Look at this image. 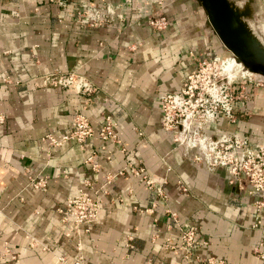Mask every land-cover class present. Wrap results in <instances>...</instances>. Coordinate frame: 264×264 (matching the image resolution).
Listing matches in <instances>:
<instances>
[{
	"label": "crops",
	"instance_id": "obj_1",
	"mask_svg": "<svg viewBox=\"0 0 264 264\" xmlns=\"http://www.w3.org/2000/svg\"><path fill=\"white\" fill-rule=\"evenodd\" d=\"M105 3L112 13L97 25L76 19L79 5ZM160 13L167 22L156 29L147 20ZM204 19L189 0H0V264H60L53 253L72 262L75 237L65 234L59 208L79 189L100 201L97 218L79 235L81 264L181 262L173 248L182 222L197 225L196 236L205 241L192 248L188 264H264L253 248H264V207L255 210L246 181L193 160L194 149H183L160 125L159 94L177 90L197 60L227 54ZM52 70L90 79L96 89L84 106V94L33 84ZM248 89L233 102L234 121L219 115L204 130L263 141L264 77ZM77 110L93 127L110 113L116 140L95 132L82 147L41 140L46 132L59 136ZM90 153L95 169L85 161ZM128 162L143 167L153 185L124 168ZM37 175L47 177L44 189L28 183Z\"/></svg>",
	"mask_w": 264,
	"mask_h": 264
},
{
	"label": "built area",
	"instance_id": "obj_2",
	"mask_svg": "<svg viewBox=\"0 0 264 264\" xmlns=\"http://www.w3.org/2000/svg\"><path fill=\"white\" fill-rule=\"evenodd\" d=\"M56 1L65 2V0ZM117 1L131 3L133 0ZM160 1L158 0L159 3ZM112 10L109 3L102 6L82 4L76 10V19L83 25L95 26L106 20ZM117 16L120 17L121 14L117 13ZM147 21L152 27L161 29L165 27L167 19L160 13L150 16ZM230 59L234 60L231 54L201 58L185 74L177 90L160 93L158 97L161 110L160 125L183 149H194L193 160L203 162L209 169L216 166L224 167L231 181L243 178L248 185V191L255 195L252 201L255 210L261 211L264 207V140L255 142L250 134L240 135L226 132L210 134L203 128L205 123L219 115H223L229 121H234L236 117L233 107L234 100L243 97L247 87L248 90H253L262 81V77L257 73L244 69L235 60L239 63L242 72L231 79L227 78L224 67ZM32 82L35 85L58 86L84 94L83 106L86 104L88 95L96 89L88 77L72 70H52L33 77ZM3 119L4 113L0 109V125ZM116 125V120L111 114L104 113L100 124L93 127L87 116L77 110L72 115L69 126L59 136L46 132L41 136V140L47 145H59L66 140H73L82 147L86 144L87 138L95 132L102 140L115 141L117 138ZM119 150L124 151L125 148L120 146ZM92 156V153L87 155L85 161L90 162L95 169L98 163L92 161ZM109 156L110 153L107 151L105 157L109 158ZM125 167L132 174L140 175L149 187L153 185V180L146 176L143 167L134 166L129 162ZM111 176L112 174H106L107 179ZM46 182L45 175L28 176V183L34 189H44ZM88 183L87 181L86 184ZM156 190L160 195H165L159 185L156 186ZM99 207L100 201L94 192L79 189L76 193L66 196L63 205L59 208L60 220L67 225L65 234L75 237L74 246L78 253L70 263L63 255L53 253L58 263L81 264L79 235L88 231L91 223L97 218ZM165 211L171 217L176 215L168 208H165ZM262 218L261 213L255 223H260ZM197 228V225L187 222L180 224L179 243L173 249L181 251L183 260L171 264H188L192 248L199 242H205L196 236ZM30 240L33 241L34 237H30ZM42 247L48 249L44 244ZM253 248L257 256L264 257V248L260 249L258 245ZM198 259L205 260L203 257H198ZM206 260L212 261L211 257H206Z\"/></svg>",
	"mask_w": 264,
	"mask_h": 264
},
{
	"label": "water",
	"instance_id": "obj_3",
	"mask_svg": "<svg viewBox=\"0 0 264 264\" xmlns=\"http://www.w3.org/2000/svg\"><path fill=\"white\" fill-rule=\"evenodd\" d=\"M210 29L242 67L264 75V45L243 20L247 13L231 0H196ZM235 55H234V54Z\"/></svg>",
	"mask_w": 264,
	"mask_h": 264
},
{
	"label": "rangeland",
	"instance_id": "obj_4",
	"mask_svg": "<svg viewBox=\"0 0 264 264\" xmlns=\"http://www.w3.org/2000/svg\"><path fill=\"white\" fill-rule=\"evenodd\" d=\"M189 1L194 5L200 7V9H202L196 0H189ZM231 1L237 3L241 7V9L245 11V13H247L242 17L243 20L245 21L246 26L264 45V0H231ZM203 24L206 27L211 26L210 22L207 19H204ZM200 30L210 31L208 28L205 29L201 25V23H200ZM211 34L213 37H216L215 33L211 32ZM225 49L227 51V54L225 55H228L230 52L226 47ZM212 55H221V54L215 53ZM225 55H221V56H225ZM257 75H259L260 77H264V75H261L259 73H257Z\"/></svg>",
	"mask_w": 264,
	"mask_h": 264
},
{
	"label": "bare ground",
	"instance_id": "obj_5",
	"mask_svg": "<svg viewBox=\"0 0 264 264\" xmlns=\"http://www.w3.org/2000/svg\"><path fill=\"white\" fill-rule=\"evenodd\" d=\"M235 60V59H234ZM233 59L228 60V62L226 63L224 70H225V76L227 78H233L235 75H237L238 73H241L242 71L240 70V65L239 63L235 62ZM241 64V63H240ZM245 69V68H244Z\"/></svg>",
	"mask_w": 264,
	"mask_h": 264
}]
</instances>
